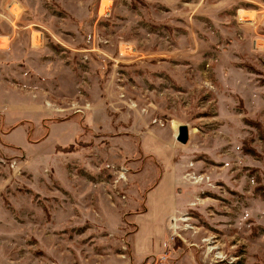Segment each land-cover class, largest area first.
Here are the masks:
<instances>
[{
  "label": "rangeland",
  "instance_id": "1",
  "mask_svg": "<svg viewBox=\"0 0 264 264\" xmlns=\"http://www.w3.org/2000/svg\"><path fill=\"white\" fill-rule=\"evenodd\" d=\"M0 96V264H264V0H0Z\"/></svg>",
  "mask_w": 264,
  "mask_h": 264
},
{
  "label": "crops",
  "instance_id": "2",
  "mask_svg": "<svg viewBox=\"0 0 264 264\" xmlns=\"http://www.w3.org/2000/svg\"><path fill=\"white\" fill-rule=\"evenodd\" d=\"M15 101L13 98L10 101L12 104H8V106L16 108ZM29 101L32 103L31 98ZM2 103L3 100L0 96V108L4 107ZM174 177L172 174L166 173L160 177L158 182L147 189L144 199V213L138 214L135 218L137 246L144 247L147 241L151 242L150 238L153 236L160 238L163 231H165V222L170 220V216L178 209V194L175 186L176 175Z\"/></svg>",
  "mask_w": 264,
  "mask_h": 264
},
{
  "label": "water",
  "instance_id": "3",
  "mask_svg": "<svg viewBox=\"0 0 264 264\" xmlns=\"http://www.w3.org/2000/svg\"><path fill=\"white\" fill-rule=\"evenodd\" d=\"M188 128L186 125H179L175 134V140L181 144H185L188 140Z\"/></svg>",
  "mask_w": 264,
  "mask_h": 264
}]
</instances>
